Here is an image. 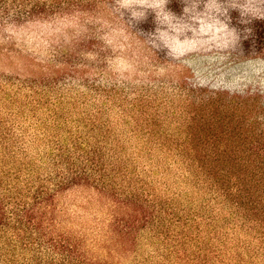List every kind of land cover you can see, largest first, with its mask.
Returning a JSON list of instances; mask_svg holds the SVG:
<instances>
[{
  "label": "rangeland",
  "instance_id": "rangeland-1",
  "mask_svg": "<svg viewBox=\"0 0 264 264\" xmlns=\"http://www.w3.org/2000/svg\"><path fill=\"white\" fill-rule=\"evenodd\" d=\"M42 1L0 0V264H264L233 108L258 96L264 121V54L186 52L151 9L129 26L111 0Z\"/></svg>",
  "mask_w": 264,
  "mask_h": 264
},
{
  "label": "trees",
  "instance_id": "trees-1",
  "mask_svg": "<svg viewBox=\"0 0 264 264\" xmlns=\"http://www.w3.org/2000/svg\"><path fill=\"white\" fill-rule=\"evenodd\" d=\"M100 0H71V13H90L98 5ZM53 4L57 2L62 3V0H51ZM243 0H234L236 7L241 6ZM255 0H250L246 6V10L256 11L254 7ZM185 0H167L166 11L171 12L175 17H169L168 22L171 28V33L178 32L176 27H180L183 31L185 40L184 49L186 52L196 50H211L215 48H233L243 53L250 54H264V19H251L242 17L239 9H229L228 23L230 28H235L240 34L239 42L229 33L219 20L212 14L211 11H203L204 3H201L197 8L196 4H191L189 0V9L184 14L186 7ZM48 3L42 0H34L28 2L27 11L31 15L45 11ZM209 9L216 7L214 4H209ZM224 20V17H220ZM249 19V23L242 21ZM250 30V31H246ZM260 98L254 97L253 104L249 105L248 100L239 97L238 101L234 103V109L238 115L235 119L234 138L237 142H244L246 147L241 150H236L234 153L242 154V158L247 161V166L253 174V178L259 177L260 181L264 182V121H259V117L253 116L252 112L258 110ZM248 106L249 114L247 113ZM254 106H258L254 109ZM240 110L245 112H240ZM252 113V115H250ZM258 180V179H257ZM53 189L41 187L36 191L32 197L35 201V207L38 212L47 214L54 208V196L51 194ZM30 213L33 211L30 207L27 208Z\"/></svg>",
  "mask_w": 264,
  "mask_h": 264
},
{
  "label": "clouds",
  "instance_id": "clouds-1",
  "mask_svg": "<svg viewBox=\"0 0 264 264\" xmlns=\"http://www.w3.org/2000/svg\"><path fill=\"white\" fill-rule=\"evenodd\" d=\"M250 0H243L241 6L236 7L234 5V0H191V4L195 3L197 8L201 3H204L203 11H211L213 15L220 21L223 27L231 33L235 38V41L238 43L240 39V34L235 28H230L228 21V12L229 9H239L242 17H247L251 19H264V0H255L254 7L256 11L246 10V6L249 4ZM167 0H111L110 7L113 9L114 14H119L122 19H124V13L127 11L130 14V19L126 22L131 26L132 22H139L146 17V11L151 9L155 12L156 21L158 25H166L167 30H161L157 28L156 39L160 37L161 33L168 31V23H160L161 20L167 21L169 17H175L171 12L166 11ZM186 7L184 8V14L189 9V0H185ZM163 4V8H160V5ZM209 4H214L216 7L209 9ZM118 10V13H117ZM220 17H224L222 20ZM176 18V17H175ZM177 19V18H176ZM125 21V20H124ZM243 23H249V19L242 21ZM246 31H250L247 30ZM162 44L167 47L166 44L160 40ZM153 45L156 46L155 42L152 41ZM160 47L157 46V48ZM168 48V47H167ZM171 51V49H169Z\"/></svg>",
  "mask_w": 264,
  "mask_h": 264
}]
</instances>
